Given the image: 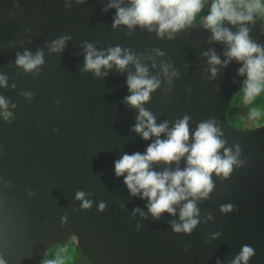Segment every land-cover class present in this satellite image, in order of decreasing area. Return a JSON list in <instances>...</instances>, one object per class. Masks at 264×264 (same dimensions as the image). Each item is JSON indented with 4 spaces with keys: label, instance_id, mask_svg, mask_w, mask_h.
<instances>
[{
    "label": "water",
    "instance_id": "water-1",
    "mask_svg": "<svg viewBox=\"0 0 264 264\" xmlns=\"http://www.w3.org/2000/svg\"><path fill=\"white\" fill-rule=\"evenodd\" d=\"M106 3L87 0L67 11L64 0H0V72L10 78L9 89H0V94L18 105L12 124L0 120V257L6 264H43L50 250L73 240L92 264H216L217 259L227 264L242 244H250L256 251L250 264H264V125L237 129L227 119L233 97L243 88L245 77L237 74L241 65L233 62L216 80L207 81L210 73L201 53L210 47V32L204 25L193 23L172 42L139 29L129 37L126 28L112 29L116 13H104ZM254 14L258 18L249 25L251 38L264 45V17ZM63 34L71 35V42L60 55H48L45 49L46 64L39 76L15 67L17 51L34 53ZM84 41L98 49L120 45L135 52L164 51V59L181 76L169 95L161 89L146 105L158 122L187 114L194 129L200 121L215 118L229 145L241 146L246 165L225 181L213 176L216 191L200 207L202 221L208 212L215 220L202 222L191 236L174 234L167 214L157 222L132 218L135 207L147 211L146 201L130 196L124 178L115 175L114 162L123 153H143L150 141L131 131L138 113L124 103L130 95L127 73L112 70L102 80L80 74ZM211 47L223 59L224 46ZM185 64L190 65L187 71ZM25 90L34 93L31 102L19 94ZM81 189L94 192L97 203L107 202V210L101 214L94 205L80 211L74 195ZM29 190L37 195L30 197ZM222 204L234 205L235 211L221 214ZM137 223L142 225L139 231ZM217 231L222 237L209 242Z\"/></svg>",
    "mask_w": 264,
    "mask_h": 264
},
{
    "label": "clouds",
    "instance_id": "clouds-1",
    "mask_svg": "<svg viewBox=\"0 0 264 264\" xmlns=\"http://www.w3.org/2000/svg\"><path fill=\"white\" fill-rule=\"evenodd\" d=\"M86 3L87 0H64V8L70 11L73 4ZM261 6L260 0L252 3H244L242 0H212L204 17L205 30L210 32L207 40L210 47L201 53L207 64L205 72L210 73L207 81L216 80L220 70L226 69L233 62L240 64L237 74L245 77L242 88L245 104H252L264 93V45L251 38L252 28L249 27L257 23L258 17L254 13ZM19 7L17 3L16 8ZM204 7L205 0H107L102 11L108 13L115 10L111 26L114 31L126 28V34L132 37L139 29L154 33L159 40L167 39L172 42L179 34L192 27L193 21ZM225 21L237 30L233 32L231 27L225 26ZM261 29L264 31V23H261ZM26 31L31 34V29ZM71 40V35L63 34L44 47L37 48L34 53L27 48L22 52L17 51L14 65L25 75L37 77L46 64L45 49L48 55H60ZM213 44L224 46L223 59L211 47ZM14 46L15 41H10L9 47ZM81 47L84 56L81 75L91 74L94 79L102 80L112 70L121 75L127 73L126 84L130 95L124 98V103L138 113L131 131L144 141H150L143 153H123L114 162L115 175L117 178H124L130 196L146 201L147 211L135 207L131 213L132 218L139 217L142 221H148L151 217L152 222H157L167 214L172 217L167 220L172 232L187 236H191L202 222H213L215 217L211 212L202 221L200 205L208 202L216 191L214 175L225 181L234 169L246 165L247 161L241 159V146L229 145L220 122L215 118L200 121L194 129L191 127L192 117L187 114L175 121L158 122L157 115L146 105L151 102L153 94L161 89L165 96L169 95L173 91L174 82L181 76L175 65L164 59V51L154 48L147 52H135L120 45L98 49L89 41H84ZM11 67L9 64V68ZM189 67V64H185V71ZM9 80L7 74L0 72V89L8 90ZM16 88L17 85L12 83L11 90L16 91ZM188 91L191 93L190 88ZM215 91L218 93L220 89L217 87ZM19 94L29 102L35 98L31 91L25 90ZM55 103L59 108L61 101L57 100ZM17 108L16 103L0 94V120L12 124L16 119ZM260 116L259 109L250 110L252 119ZM53 131L59 132V129ZM160 166L162 170L157 171ZM28 195L35 197L37 193L29 190ZM94 197V192L81 189L75 192L74 200L79 203L80 211H90L96 205L97 211L104 213L108 207L107 202L101 200L97 203ZM120 207L127 211L126 204H121ZM219 211L228 215L235 211V207L232 204H222ZM62 220L66 223L67 216ZM136 227L139 231L142 225L137 223ZM222 235V231L213 233L209 242L219 240ZM189 248L190 245H186L185 251ZM255 255L253 246L242 244L239 252L227 264H250ZM0 264H6L3 257H0ZM216 264H224V261L217 259Z\"/></svg>",
    "mask_w": 264,
    "mask_h": 264
},
{
    "label": "trees",
    "instance_id": "trees-1",
    "mask_svg": "<svg viewBox=\"0 0 264 264\" xmlns=\"http://www.w3.org/2000/svg\"><path fill=\"white\" fill-rule=\"evenodd\" d=\"M209 2L210 0H205V5ZM242 2L252 3L254 2V0H242ZM260 3L262 5L261 8L259 10H256L255 12L258 13V15L264 17V0H260ZM206 15L207 14L205 12V16ZM201 21L202 22L199 23L200 25L205 24L204 18ZM263 97H264V93L258 96L253 101V104L258 105L257 104L258 99H262ZM242 100H243V92L241 89L239 93L233 97L230 109L227 112L228 122L237 129H244L245 128L244 125L247 119L246 115H240L237 110V107L240 105ZM49 262H52V264H92L90 261L86 259V257L80 251V249L75 246L74 241L73 242L69 241L66 244L55 246L52 250H50L48 254L45 256L43 264H49Z\"/></svg>",
    "mask_w": 264,
    "mask_h": 264
},
{
    "label": "rangeland",
    "instance_id": "rangeland-1",
    "mask_svg": "<svg viewBox=\"0 0 264 264\" xmlns=\"http://www.w3.org/2000/svg\"><path fill=\"white\" fill-rule=\"evenodd\" d=\"M210 2L212 3L211 0H210ZM210 2L205 5L203 11L197 15V17L193 21V23L199 24L202 22L201 20L204 18L205 12H206V14L208 12ZM202 25L205 26V24H202ZM257 104L258 105H255L253 103L252 104H245L244 99H243L242 102L240 103V105L237 107L238 113L240 115H246V117H247L245 125H244L245 128H253V127H258V126L264 125V97L262 99H258ZM252 108L259 109L261 111V116L256 118V119H252L250 117V110ZM71 242H73V240Z\"/></svg>",
    "mask_w": 264,
    "mask_h": 264
}]
</instances>
